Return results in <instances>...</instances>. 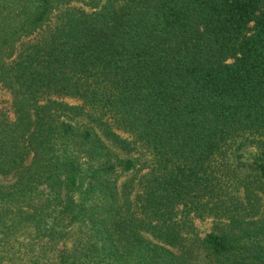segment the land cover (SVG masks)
<instances>
[{
	"label": "trees",
	"instance_id": "trees-1",
	"mask_svg": "<svg viewBox=\"0 0 264 264\" xmlns=\"http://www.w3.org/2000/svg\"><path fill=\"white\" fill-rule=\"evenodd\" d=\"M0 87V264H264V0H0Z\"/></svg>",
	"mask_w": 264,
	"mask_h": 264
},
{
	"label": "rangeland",
	"instance_id": "rangeland-1",
	"mask_svg": "<svg viewBox=\"0 0 264 264\" xmlns=\"http://www.w3.org/2000/svg\"><path fill=\"white\" fill-rule=\"evenodd\" d=\"M10 99L11 97L9 92H7L5 89L0 87V108L8 109L10 104ZM259 141H261V143ZM263 151H264V138L257 140L250 139L243 146L240 152L242 154V159L241 162L239 163L240 170L244 171V173L251 171L255 166V162L259 160V158H261ZM263 157H264V153H263ZM1 180L2 178L0 177V181ZM196 225L200 230V235H204V233L210 231L211 228L210 220L196 221Z\"/></svg>",
	"mask_w": 264,
	"mask_h": 264
}]
</instances>
